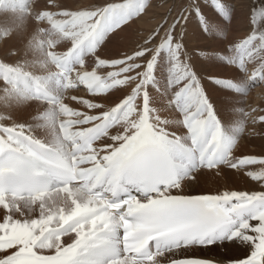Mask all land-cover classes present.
Instances as JSON below:
<instances>
[{
    "label": "snow or ice",
    "instance_id": "obj_1",
    "mask_svg": "<svg viewBox=\"0 0 264 264\" xmlns=\"http://www.w3.org/2000/svg\"><path fill=\"white\" fill-rule=\"evenodd\" d=\"M207 3L223 17V40L207 27ZM152 7L48 5L69 46L45 107L29 119L0 116V264L33 255L61 264H264V155L241 151L246 97L264 87V0H183L131 49L118 47ZM236 24L238 42L227 39ZM0 85L15 101L36 86L22 66L2 61ZM65 86L87 94L72 97L81 107L59 102ZM39 127L49 135H37ZM230 174L259 190L201 187L202 177ZM53 184L82 186L79 212L41 207L44 185Z\"/></svg>",
    "mask_w": 264,
    "mask_h": 264
},
{
    "label": "bare ground",
    "instance_id": "obj_2",
    "mask_svg": "<svg viewBox=\"0 0 264 264\" xmlns=\"http://www.w3.org/2000/svg\"><path fill=\"white\" fill-rule=\"evenodd\" d=\"M36 1L37 0H20V4L23 7H25V10H28V11L30 9H34L35 12L36 11L40 12L42 9L46 10V8H48L47 6H46V8L44 7L45 9L43 8V6H45V5H43V3L46 4V2L41 0L42 3L41 2L40 3L43 6L42 7L39 6V8L41 7L42 9L40 8V11H38L39 9H36L35 5H36V3L39 4V2L38 1L36 2ZM52 1H54V0H52ZM76 1L78 2V0H76ZM76 1H75V3H76ZM88 1H90V0H88ZM159 1L160 0H153V7L149 10L147 15H145L143 19L138 20L136 22V24L132 26L130 31L121 34V36L118 38V41H117L118 47L122 46V47L128 49L129 46L133 42L136 41V38L134 36H132V30L133 29H135V32L137 33L139 30H143V29L149 30L156 23H158L159 19L157 18V15L159 13L163 12L164 10H166L168 7V5L160 4ZM60 2H62V1H60ZM73 2H74V0L72 1V3ZM52 3H56V2H52ZM57 4H58V2H57ZM37 6L38 5H36V7ZM76 7L77 6H74V8H76ZM48 10H46V11H48ZM53 10L56 11L55 9H52V11ZM31 11L32 12L29 14H32L34 12L33 10H31ZM46 11H43V12L46 13ZM202 11L204 13L205 19L207 20V27H209L210 29L213 30V32L216 34L218 40H223V34L219 31L218 24L216 23L217 20H222V19L213 18V15L217 14V13L214 12L213 7H211L210 3L205 4L204 7L202 8ZM4 13L3 14L1 13L2 16L4 15ZM29 14H28V16H29ZM4 16H3V18H4ZM25 16H27L26 13H25ZM34 17H35V15H34ZM0 18H1V15H0ZM26 18H28V17H26ZM29 18L32 20L31 17H29ZM25 19L23 21L27 25V23L29 21H27L28 19H26V20ZM50 19L51 18H49V20ZM15 21L17 23H19V21L17 19H15ZM23 21H22V24H23ZM42 21L40 23H42ZM9 23H13V22L8 21V24ZM45 23L43 22L44 26H45ZM47 23L49 25V22H47ZM47 23H46V26H47ZM199 23H200V21H198V20H195V19L191 20L192 31L197 30V26ZM32 24H36L35 21ZM32 24L30 23L29 25H32ZM24 25H22V26H24ZM37 25H39L38 28L43 26L42 24H39V23ZM237 26H240V25L236 24L232 27H237ZM15 27H18V26H15ZM30 27H32V26H30ZM33 27H35V26H33ZM4 28H7V27H4ZM8 28H9V26H8ZM12 28L14 29V27H12ZM19 28L21 29V27H19ZM7 29H3V30H7ZM22 29L26 30L27 28H22ZM35 29H36V27H35ZM25 30H23V31H25ZM28 30H29V26H28ZM241 30L242 29L240 28V32H239L240 35L239 36L236 35L237 37L232 39L233 41L238 42L242 38L243 32ZM7 31L12 32L11 28H9ZM29 32H28V34L22 33L24 36L20 32V37H18L16 39H11V38L5 39V40H2V43L0 41V61L4 62L5 64H19L20 66L25 67V68H23L25 73L27 75L33 77V79L35 81L36 86L34 87V90H33L34 94L30 95L26 99H22L20 101H15L12 98V96L9 94H0V97H3V98H0V116H7L9 114V112H14L16 118H18V119H29L30 116L33 113H35L38 108L40 109L42 106L45 107V105L43 103V99H46L48 96L53 94L50 91H46L48 86L55 83L57 88L60 87L61 81H60L59 77L63 75V69L60 67V61L62 60V55L56 56V59L54 61H50L51 59L49 60L47 57H44L43 56V49L42 48L40 49L42 51L40 53V51L36 48V46L34 44L35 41L32 42V44H30L31 43L30 39L35 37V35L37 34V33H35L36 31L35 32L31 31L30 33ZM7 33L6 34L2 33L4 36L3 38H6L5 35H7ZM17 33L18 32L16 31L15 35ZM34 33H35V35H33ZM31 36H33V37H31ZM58 37H59V35H58ZM35 38L37 39V37H35ZM51 38L52 37H50L49 39H51ZM54 39H55V37H54ZM33 40H34V38H33ZM38 40H39V38H38ZM29 41H30V43H28ZM52 41H53V39H52ZM55 42H54V45H55ZM58 42L59 41H57V43ZM66 42H68V40ZM191 43L193 46H195L196 41L193 40ZM64 45H62L63 48L65 47ZM55 46L60 47V45L58 46V44ZM42 47H44V46H42ZM221 47H222V45H221ZM9 49H15L16 55L12 56V57L7 56V52ZM44 49H45V47H44ZM55 49L56 48H54V51H55ZM61 49L62 48H60V50ZM48 51H50L49 48H48ZM58 53H60V52H58ZM218 63L224 64L225 61L223 59H221L218 61ZM52 71L57 74V77L55 74L54 79L51 78V75H52L51 72ZM223 74L224 75H231V73H229L227 70H225L223 72ZM0 86H2V85H0ZM42 94H43V96H42ZM73 96H80L83 98V97H86L87 94L85 92L76 91L72 88L66 87V90L63 91V99L60 100L59 96L57 97V99L65 107L71 106L74 108L76 106H80L72 99ZM48 107H51V105H48ZM41 109H43V108H41ZM253 109H256V111H253ZM244 110L249 113V117H248L247 123L245 125L247 128V134L245 135L244 139L241 141V151L244 154H248V155H257V156L264 155V139H262V138H264V126H261V124L258 122V117L260 115L264 114V87H255L248 93V95L246 97L245 105H244ZM252 118H257V123L253 124L251 122ZM239 123L245 124V121L241 120ZM235 126L236 125H234V127ZM36 134L41 136V137H45V136L49 135L48 130L46 128H43V127L37 128ZM79 171H81V172L84 171V168L83 167L79 168ZM201 187L204 190L211 191V192H214L217 189L223 191L229 187H231L233 190H235L237 188L246 189L249 187H256L257 190H259L258 186H254V185L250 184L246 180L245 177L235 176V175H231V174L228 176L207 175L205 177H202L201 178ZM65 192H67V194H65ZM78 194L80 196L84 195L82 186H80L78 188L74 184H67L62 189L57 190V186L55 184H53V185H51V188L47 192L40 194L41 198L44 200V203L41 205V207H44L46 210H51L52 212L60 211L61 213H63L65 211V209H69V210H71L72 214L75 215L77 212L80 211L79 207L76 206L77 201L75 199L76 195H78ZM20 235L26 239L29 234L25 231V232H21ZM48 246L49 245L46 242L43 247L46 248ZM25 264H61V262L59 260H57L55 257H51L48 255H41L39 257H36L33 255V257L29 258L25 262Z\"/></svg>",
    "mask_w": 264,
    "mask_h": 264
},
{
    "label": "rangeland",
    "instance_id": "obj_3",
    "mask_svg": "<svg viewBox=\"0 0 264 264\" xmlns=\"http://www.w3.org/2000/svg\"><path fill=\"white\" fill-rule=\"evenodd\" d=\"M38 2H39V4L38 3H36V5H38L37 7H36V5H35V8L36 9H39L38 11H40V8L43 6V5H45V6H43V8L45 7L46 8V6L48 7V4H53L52 2H58V4H63V5H67V6H69V7H72V8H74V6H77V7H79L80 5H82V4H86V3H89L90 1H88V0H78V2L76 1V0H74V2L72 3V1L73 0H54V1H52V0H43L44 2H46V4L45 3H43V5L41 4L42 3V1L40 0H37ZM36 1V2H37ZM51 1V2H50ZM60 1H62V2H60ZM75 1H76V3H75ZM80 1V2H79ZM7 2V3H6ZM41 2V3H40ZM183 2V0H160L159 1V3L160 4H163V5H168V7H167V9L166 10H164L163 12H161V13H159L158 15H157V18L159 19V21H158V23L160 22V20H161V18L165 15V13L168 11V9L171 7V5H174V6H178L179 4H181ZM252 2L253 3H256L257 4V6L259 5V0H252ZM34 3V2H33ZM4 4V5H3ZM76 4V5H75ZM39 6H41L40 8H39ZM33 7V6H32ZM31 7V8H32ZM212 7V6H211ZM44 8V9H45ZM35 9V10H36ZM42 9V8H41ZM49 8H46V10H48ZM13 10V11H12ZM31 10H33L34 11V9H30L29 11L28 10H25V7H23L21 4H20V0H0V15H1V18H0V41H1V43H2V40H5V39H16V38H18V37H20V32H21V34L22 33H26V34H28V32L30 31H36L35 33H37L36 35H35V33L33 34V35H35V37H37V39L35 38V37H33V36H31V37H33L34 38V40H33V38L32 39H30V41H31V43H30V41L28 42V43H30V44H32V42H34L35 41V46H36V48L40 51V53L42 52L40 49L42 48L43 49V56L44 57H47L50 61H54L55 59H56V56H61L63 53H64V48L66 47V46H69V42H66L67 41V39H66V37H65V35H64V33L59 29V28H55V27H53V26H51V24H50V20H49V16L48 15H46L49 11H52V9H49L48 11H46V10H43V11H46V13L45 12H43L42 10L40 11V12H33L32 14H29V13H31L32 11ZM56 11L58 10V9H55ZM213 10H214V12H216L215 11V9L213 8ZM54 11V10H53ZM5 12V13H4ZM7 12V13H6ZM19 12V13H18ZM4 13V18H3V16H2V14ZM21 13V14H20ZM25 13H26V15L27 16H25ZM29 14V16H28V14ZM217 13V12H216ZM38 14V15H37ZM40 14V15H39ZM34 15H35V17H34ZM19 16V17H18ZM25 16V17H24ZM26 17H28V18H26ZM29 17H31L32 18V20L29 18ZM42 17V18H41ZM6 18V19H5ZM28 19L27 21H29L31 24L35 21V23L36 24H32V25H29L30 23L28 22L27 23V25L24 23V19ZM213 18H215V19H218V18H220V19H223V17H221L220 16V14L219 13H217V14H214L213 15ZM15 19H17L18 21H19V23H17L16 21H15ZM25 19V20H26ZM31 21H30V20ZM46 21H45V20ZM48 19V20H47ZM17 23H15L14 21ZM43 20V21H42ZM8 21L9 22H13V23H9L8 24ZM22 21H23V24H22ZM42 21V23H40ZM26 22V21H25ZM43 22L45 23H47V22H49V25H48V23H47V26H46V23H45V26L43 25ZM2 23V24H1ZM5 23V24H4ZM42 24L43 26L42 27H39L38 28V26L39 25H37V24ZM24 25V26H22V25ZM4 25V26H3ZM7 25V26H6ZM12 25V26H11ZM21 25V26H20ZM156 25H157V23L151 28V29H153L154 27H156ZM8 26H9V28H11V30H12V32L11 31H7L9 28H8ZM15 26H18V27H15ZM28 26H29V30H28ZM30 26H32V27H30ZM33 26H35L36 27V29H35V27H33ZM41 26V25H40ZM49 26V27H48ZM4 27H7V28H4ZM12 27H14V29L12 28ZM19 27H21V29L19 28ZM22 28H27L26 30L25 29H22ZM238 28V29H237ZM240 28H241V26H237V27H230L229 28V30H228V32H227V39H230L231 38V40L232 39H234V38H236L237 36H239L240 34H239V32H240ZM3 29H7V30H3ZM151 29H149V30H147V29H143V30H139L137 33L135 32V29H133L132 30V36H134L135 38H136V41L137 40H139V39H142L143 38V36L144 35H146L149 31H151ZM14 30V31H13ZM23 30H25V31H23ZM3 31V32H2ZM16 31L19 33H17L16 35H15V33H16ZM20 31V32H19ZM23 31V32H22ZM242 31V30H241ZM8 32V33H7ZM29 32V33H30ZM6 34L7 33V35H5L6 36V38H3L4 36H3V34ZM11 33V34H10ZM13 33V34H12ZM236 33V34H235ZM15 35V36H14ZM23 35V34H22ZM21 35V36H22ZM38 35V36H37ZM58 35H59V37H58ZM62 35V36H61ZM237 35V36H236ZM24 36V35H23ZM22 36V37H23ZM41 36V37H40ZM52 37L51 39H49L50 37ZM54 37H55V39L57 40V41H59L58 43H57V41L54 39ZM38 38H39V40H38ZM44 38V39H43ZM47 38V39H46ZM52 39H53V41H52ZM59 39V40H58ZM64 39V40H63ZM48 40V41H47ZM62 40V41H61ZM43 41V42H42ZM45 41V42H44ZM56 41V42H55ZM64 41V42H63ZM54 42H55V45H57L58 44V46L60 45V47H56L55 45H54ZM61 42V43H60ZM64 45L65 47L63 48V46L62 45ZM134 44H135V42H133L130 46H129V48L128 49H131L133 46H134ZM42 46H44L45 47V49H44V47H42ZM55 46V47H54ZM48 48L50 49V51H48ZM54 48H56L55 49V51H54ZM58 48V49H57ZM60 48H62L61 50H60ZM47 50V51H46ZM58 52H60V53H58ZM51 56V57H50ZM22 68H25V67H22ZM54 69V68H53ZM57 70V69H56ZM54 71V70H53ZM51 72V78H53L54 79V76H55V72ZM56 77H57V74H56ZM77 107H81V106H76V107H74V108H77ZM41 108H44V106H42ZM40 108V109H41ZM86 111V110H85ZM42 235H43V233H42Z\"/></svg>",
    "mask_w": 264,
    "mask_h": 264
}]
</instances>
